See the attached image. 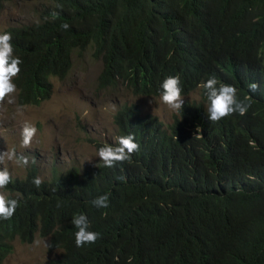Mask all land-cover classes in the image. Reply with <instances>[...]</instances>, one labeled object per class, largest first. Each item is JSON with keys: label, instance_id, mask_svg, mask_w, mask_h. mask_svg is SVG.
<instances>
[{"label": "trees", "instance_id": "obj_1", "mask_svg": "<svg viewBox=\"0 0 264 264\" xmlns=\"http://www.w3.org/2000/svg\"><path fill=\"white\" fill-rule=\"evenodd\" d=\"M5 32L22 60L20 106L48 100L50 79L63 80L73 50L91 43L104 56L102 87L121 80L134 96L159 97L178 75L182 96L199 90L201 100L185 101L167 126L124 105L115 123L140 150L115 168L54 170L39 188L35 165L12 178L4 190L19 207L0 221V264L16 239L37 235L60 252L48 264H264V0H50L38 22ZM212 76L251 105L244 116L208 120L199 85ZM101 195L109 207L97 209L90 201ZM78 214L101 234L81 248Z\"/></svg>", "mask_w": 264, "mask_h": 264}, {"label": "rangeland", "instance_id": "obj_2", "mask_svg": "<svg viewBox=\"0 0 264 264\" xmlns=\"http://www.w3.org/2000/svg\"><path fill=\"white\" fill-rule=\"evenodd\" d=\"M43 1L10 0L6 3L0 11V34L11 26L37 21ZM102 69L103 61L92 48L75 52L69 75L62 81L52 79L54 93L49 101L40 106L22 107L17 103L16 91L14 103L9 104L6 100L0 104V153L14 148L18 155L29 157L26 167L6 162L0 169L7 167L12 178H22L34 164L41 180L52 178L54 170L59 173H66L72 167L81 172L92 170L101 163L97 150L116 143L114 116L126 104L137 105L142 116L157 117L165 126L173 121L178 112L169 110L160 97H137L126 88L100 89ZM182 97L184 102L201 100L199 90ZM24 122L34 124L38 130L29 149L20 146ZM0 191L8 197L4 189ZM48 245L49 238L39 235L32 244L16 239L13 253L3 264H48L60 256L59 251L50 252Z\"/></svg>", "mask_w": 264, "mask_h": 264}, {"label": "clouds", "instance_id": "obj_3", "mask_svg": "<svg viewBox=\"0 0 264 264\" xmlns=\"http://www.w3.org/2000/svg\"><path fill=\"white\" fill-rule=\"evenodd\" d=\"M49 2L50 0H44L41 3L44 5L43 8L47 6ZM57 7H61V6L58 5ZM43 8L41 9V11L43 10ZM41 11L39 12L38 20L31 24H34L40 20ZM52 15L57 16L59 15V13L54 12L52 13ZM25 25H21V27ZM11 27H18V26H11ZM9 28L5 29L0 34V104H3L6 100L9 104L14 103V93L16 91H17V103H18L19 91L14 83V78L18 77L21 71L20 65L22 64V60L19 57H15L13 55V46L11 44L12 35L11 33L5 32ZM61 28L63 30H68L69 25L66 23L62 24ZM89 48H92L96 56L100 57L103 61V69L99 76L100 89H108V90H119L120 88L124 89V85L121 83V80H118L113 84H110L111 86L109 87L101 86L100 78L105 69V60L102 54H98L94 43H91L88 47H86L83 50L79 48L73 50L71 54L72 55L71 59H73V55L75 52H83ZM52 79H58L62 81L57 77H52L50 79L51 83H52ZM199 87L203 89V95L204 97H206L207 118L212 123H218L220 120L226 119L229 116L235 114L244 116L251 107V105L246 101L239 100L237 98V89L233 85L219 82L215 76L208 78L205 82L199 85ZM160 89H161L159 96L160 100L169 110L174 112H180L183 110V105H184V99L182 97L183 89L181 88V81L178 75H170L166 77L162 81L160 85ZM248 89H249V93L255 94L256 92L260 91V85L258 83L252 82L248 84ZM53 93H54V85H53L52 95ZM52 95L48 100L43 101L41 104L49 101L52 98ZM123 107L124 105L120 107V109ZM118 111L116 112L115 116L117 115ZM115 116H114V123H115ZM116 127H117L116 143L106 144L97 150V157L99 158L102 165L110 169L115 168L117 165H122L125 162H129L132 156L140 150V145L136 142V138L134 134H127L120 136L118 126L116 125ZM37 131L38 130L34 124L29 122H24L20 130V138H21L20 146L24 149L31 148L33 140L37 135ZM6 162H15L20 167H26L29 164V157L24 154L18 155L16 150L13 148L11 150H7L3 153H0V165L5 164ZM32 162L35 163V158H32ZM42 181L44 180H41L40 177H36L33 179L32 183L37 188H39L40 185L42 184ZM10 183H12V176L9 170L7 169V167L0 169V190L6 189ZM90 203L97 209L107 208L109 207V197L108 195H101L90 201ZM18 207H19V201L17 199H9L2 191H0V221L11 220ZM71 222L73 226L77 229V231L75 232L76 247L81 248L84 247L86 244H94L101 237L100 233L89 230L90 223L88 217L85 214L75 215ZM48 246L52 247L51 244H49Z\"/></svg>", "mask_w": 264, "mask_h": 264}]
</instances>
